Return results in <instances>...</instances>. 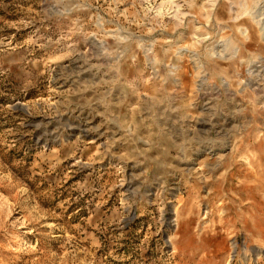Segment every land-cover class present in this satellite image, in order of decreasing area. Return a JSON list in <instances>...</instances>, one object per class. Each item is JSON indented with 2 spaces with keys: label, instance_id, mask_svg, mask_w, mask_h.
I'll return each instance as SVG.
<instances>
[{
  "label": "rangeland",
  "instance_id": "rangeland-1",
  "mask_svg": "<svg viewBox=\"0 0 264 264\" xmlns=\"http://www.w3.org/2000/svg\"><path fill=\"white\" fill-rule=\"evenodd\" d=\"M0 264H264V0H0Z\"/></svg>",
  "mask_w": 264,
  "mask_h": 264
}]
</instances>
